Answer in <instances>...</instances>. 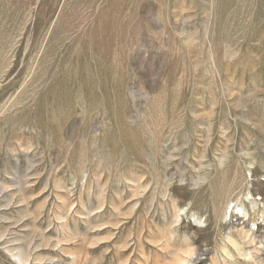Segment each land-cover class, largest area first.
<instances>
[{"label":"rangeland","instance_id":"obj_1","mask_svg":"<svg viewBox=\"0 0 264 264\" xmlns=\"http://www.w3.org/2000/svg\"><path fill=\"white\" fill-rule=\"evenodd\" d=\"M177 258L264 264V0H0V264Z\"/></svg>","mask_w":264,"mask_h":264},{"label":"clouds","instance_id":"obj_2","mask_svg":"<svg viewBox=\"0 0 264 264\" xmlns=\"http://www.w3.org/2000/svg\"><path fill=\"white\" fill-rule=\"evenodd\" d=\"M187 255H188L189 258L194 257L195 256V249L194 248L193 249H190L188 251Z\"/></svg>","mask_w":264,"mask_h":264},{"label":"bare ground","instance_id":"obj_3","mask_svg":"<svg viewBox=\"0 0 264 264\" xmlns=\"http://www.w3.org/2000/svg\"><path fill=\"white\" fill-rule=\"evenodd\" d=\"M258 200H260V198H259ZM254 203H255V202H254ZM236 209H237V208H236ZM238 210L241 211V209H238ZM244 212H245V211H244ZM227 214H228V213H227ZM248 220H249V219H248ZM240 251H241V250H240ZM176 263H177V264H180V263H181V260L177 258V259H176Z\"/></svg>","mask_w":264,"mask_h":264}]
</instances>
